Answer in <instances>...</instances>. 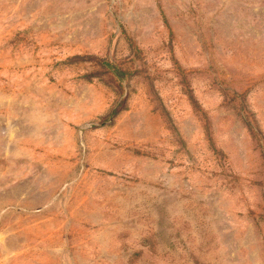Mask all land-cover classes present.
Here are the masks:
<instances>
[{"label": "rangeland", "instance_id": "1", "mask_svg": "<svg viewBox=\"0 0 264 264\" xmlns=\"http://www.w3.org/2000/svg\"><path fill=\"white\" fill-rule=\"evenodd\" d=\"M0 264H264V0H0Z\"/></svg>", "mask_w": 264, "mask_h": 264}]
</instances>
